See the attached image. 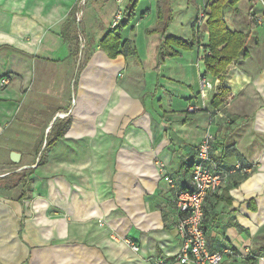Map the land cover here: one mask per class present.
Instances as JSON below:
<instances>
[{
    "label": "crops",
    "instance_id": "crops-1",
    "mask_svg": "<svg viewBox=\"0 0 264 264\" xmlns=\"http://www.w3.org/2000/svg\"><path fill=\"white\" fill-rule=\"evenodd\" d=\"M87 1L78 21L77 0H0V78H8L0 86V264L169 261L181 246L174 229L176 193L189 182L205 132L214 136L210 156L218 169L252 165L204 199L208 245L235 250L221 264H264V0L224 7L228 29L249 38L222 83L199 67L208 52L206 1L205 18L197 23L200 9L192 12L188 0H173L167 35L195 36L198 45L164 58L156 70L158 35L149 66L152 90L132 39L147 10L122 31L135 53L109 58L99 41L118 4ZM128 4L121 0L122 11ZM129 57L137 60L131 77L123 74ZM200 75L213 85L204 98ZM220 84L229 92L215 107ZM66 121L64 134L44 149L48 135ZM24 143L31 150L25 154ZM43 149V161L32 166ZM11 151L20 154L18 163L10 160ZM24 170H30L29 183L8 186Z\"/></svg>",
    "mask_w": 264,
    "mask_h": 264
},
{
    "label": "built area",
    "instance_id": "built-area-1",
    "mask_svg": "<svg viewBox=\"0 0 264 264\" xmlns=\"http://www.w3.org/2000/svg\"><path fill=\"white\" fill-rule=\"evenodd\" d=\"M86 0H77V10L75 18L79 21L82 15L81 7ZM118 6L121 0H116ZM123 17V11L118 7L110 22V27H116ZM205 15L199 13L196 18L200 23ZM81 40V38H80ZM8 84V78L5 76L0 78V86L4 87ZM213 85L206 79L205 75H200V91L201 98L206 97ZM189 111H193L194 107H189ZM64 115V114H63ZM214 136L205 132L197 145L195 155L192 159V167L190 179L186 189L179 188L175 197L176 222L174 229L177 236L181 240L180 250L175 253L169 261L164 258H155L147 264H169L170 262H178L180 264H221L226 256L236 255L234 249L226 247L217 251L211 250L206 239V233L203 227V201L207 196H215L219 194L229 183L230 177L236 174H247L252 170L251 164L235 163L226 169H218L215 161L211 158V150ZM159 172L169 185H173L174 181L171 177L164 175L162 165H158ZM125 242L130 246L131 250L137 251L138 247L128 240ZM251 256L250 252H246L245 257Z\"/></svg>",
    "mask_w": 264,
    "mask_h": 264
},
{
    "label": "trees",
    "instance_id": "trees-1",
    "mask_svg": "<svg viewBox=\"0 0 264 264\" xmlns=\"http://www.w3.org/2000/svg\"><path fill=\"white\" fill-rule=\"evenodd\" d=\"M138 0H131L123 10V17L120 23L103 35L99 41L100 48L109 58H115L120 53L130 55L135 53V49L128 39L123 37L122 31L129 21L135 15V5ZM207 3V18L206 26L208 29L207 54L203 57V65L206 72L213 77H218L222 83L227 72L228 66L232 61L244 54L245 47L249 38L248 32L231 31L226 26L224 20L223 9L227 4H234L237 0H205ZM156 5V23L151 30H146L147 34H158L160 43L157 50V62L155 69L158 70L164 58L177 57L180 55V50H191L198 45V39L193 36L191 39H183L167 35V28L171 22L172 12L170 10V0H155ZM69 23L65 24V29ZM229 90L220 84L216 94L213 97L212 105L218 106L222 99L228 94ZM69 121H66L63 126L51 134L45 144V148L49 147L56 139L61 137L66 130ZM55 126L52 127V129ZM43 149V151H44ZM44 155L39 159V163L43 161ZM192 164V161H191ZM192 165H190L191 169ZM30 170H24L20 173V178H17L13 184L8 180V186H16L19 183L29 182L25 180L26 174ZM188 185V184H187ZM187 185L182 188L186 189ZM264 250V247L259 248V252Z\"/></svg>",
    "mask_w": 264,
    "mask_h": 264
},
{
    "label": "rangeland",
    "instance_id": "rangeland-1",
    "mask_svg": "<svg viewBox=\"0 0 264 264\" xmlns=\"http://www.w3.org/2000/svg\"><path fill=\"white\" fill-rule=\"evenodd\" d=\"M87 1V0H86ZM131 0H129L130 2ZM90 0L87 1V5L89 4ZM128 2V0H127ZM176 2V1H175ZM174 2V7L176 8V3ZM189 2V10L192 12H195L196 9H200L203 15L206 14V4L202 5L201 0H188ZM206 3V2H205ZM173 0H170V10L173 13ZM87 6L84 4L82 8H86ZM120 7V5L118 6ZM117 7V8H118ZM116 8V9H117ZM122 9V8H121ZM147 10V16L144 18V20H142L141 22V26L138 28H134V32H132L133 34V44L136 48H138V58L140 59V64L141 66L144 68V80L145 83L147 85V87H149L152 90V86H153V81H154V71L152 69V67H149L151 64H153L154 62V52L156 49V44L159 42V38H158V34L157 36H152L151 34H147L146 30H144L146 28V26H148L149 24L153 23V20L155 19L156 21V5H155V0H138L136 5H135V15L133 16V18L129 21V23L126 25L128 26V29L130 27V25H133L135 20H138L141 13L143 11ZM116 11V10H115ZM149 11V14H148ZM115 13V12H114ZM113 13V15H114ZM112 15V17H113ZM111 17V20H112ZM111 22V21H110ZM125 26V28H127ZM144 30V31H143ZM192 38V37H191ZM189 38V39H191ZM137 63V60L135 57H129V59L127 60V64L126 67L123 70V74L125 76L128 75V77L132 76L131 69L133 68L134 64ZM199 67L200 69H202L203 67V62L202 60H199ZM148 96V94H146ZM7 131H9L8 133L10 134L11 129L7 128ZM30 136V135H29ZM46 136V135H45ZM51 138V135H48V139ZM26 145H28L27 143H24L21 146V150L25 153L30 152L31 150L28 149H23L26 148ZM45 147V146H44ZM33 152V151H32ZM42 153L38 154L35 158H34V162L32 164V166H34L36 163L39 162V159L41 158V156L43 155V150H41Z\"/></svg>",
    "mask_w": 264,
    "mask_h": 264
},
{
    "label": "water",
    "instance_id": "water-1",
    "mask_svg": "<svg viewBox=\"0 0 264 264\" xmlns=\"http://www.w3.org/2000/svg\"><path fill=\"white\" fill-rule=\"evenodd\" d=\"M9 158L12 162L18 163L19 158H20V154L17 152L11 151L9 154Z\"/></svg>",
    "mask_w": 264,
    "mask_h": 264
}]
</instances>
